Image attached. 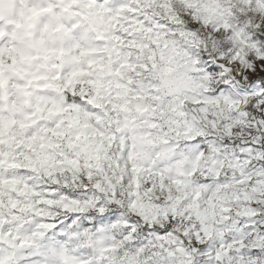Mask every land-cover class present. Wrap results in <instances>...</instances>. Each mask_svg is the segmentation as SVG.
Returning <instances> with one entry per match:
<instances>
[{"label": "clouds", "instance_id": "clouds-1", "mask_svg": "<svg viewBox=\"0 0 264 264\" xmlns=\"http://www.w3.org/2000/svg\"><path fill=\"white\" fill-rule=\"evenodd\" d=\"M0 264H264V0H0Z\"/></svg>", "mask_w": 264, "mask_h": 264}]
</instances>
